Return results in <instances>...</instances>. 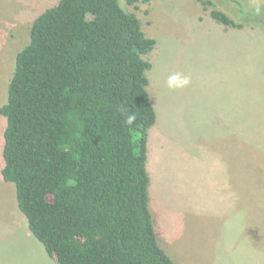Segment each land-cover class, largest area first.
Wrapping results in <instances>:
<instances>
[{"label":"trees","instance_id":"obj_1","mask_svg":"<svg viewBox=\"0 0 264 264\" xmlns=\"http://www.w3.org/2000/svg\"><path fill=\"white\" fill-rule=\"evenodd\" d=\"M210 15L236 28L225 13ZM29 37L0 107L1 175L29 232L57 264H174L149 210L156 114L144 57L156 41L122 0H58Z\"/></svg>","mask_w":264,"mask_h":264},{"label":"rangeland","instance_id":"obj_2","mask_svg":"<svg viewBox=\"0 0 264 264\" xmlns=\"http://www.w3.org/2000/svg\"><path fill=\"white\" fill-rule=\"evenodd\" d=\"M57 1L0 0V107L33 21ZM205 1L212 5L122 0L156 41L144 57L156 114L149 210L174 264H264V0ZM213 10L236 28L213 20ZM175 72L191 76L190 86L169 90ZM4 128L0 115V264H53L38 257L44 247L2 179Z\"/></svg>","mask_w":264,"mask_h":264},{"label":"clouds","instance_id":"obj_3","mask_svg":"<svg viewBox=\"0 0 264 264\" xmlns=\"http://www.w3.org/2000/svg\"><path fill=\"white\" fill-rule=\"evenodd\" d=\"M259 11V8H257ZM191 84V76L185 75L181 72H175L170 74L166 80V86L169 90H181L189 87ZM123 112L124 109H121ZM136 120V116L134 114H127L125 117V123L128 126H132Z\"/></svg>","mask_w":264,"mask_h":264},{"label":"crops","instance_id":"obj_4","mask_svg":"<svg viewBox=\"0 0 264 264\" xmlns=\"http://www.w3.org/2000/svg\"><path fill=\"white\" fill-rule=\"evenodd\" d=\"M236 167H237V166H236ZM245 187H246V186H245ZM29 235H32V234H29ZM38 255H39L38 257H39L43 262H45V263H46V261H50V262H52L53 264H55V262H56V261H54L51 257H49V256L47 255V253L45 252V250H44V251L40 250Z\"/></svg>","mask_w":264,"mask_h":264}]
</instances>
